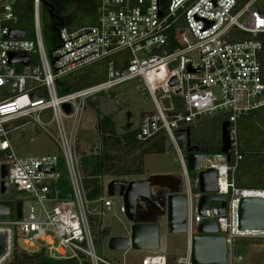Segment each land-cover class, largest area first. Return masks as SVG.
<instances>
[{
	"label": "built area",
	"instance_id": "obj_1",
	"mask_svg": "<svg viewBox=\"0 0 264 264\" xmlns=\"http://www.w3.org/2000/svg\"><path fill=\"white\" fill-rule=\"evenodd\" d=\"M27 1L0 0V90L7 88L0 93V152H7L8 160L3 163L9 165V190L12 185L34 204L26 214L22 206L19 219L15 204L7 215L0 216V264H13L16 252H30L26 247L38 242L42 245L36 250L42 249L54 259L112 264L95 252L88 219V215L109 210L111 201L103 196L87 199L73 148L86 101L131 79L139 81L154 106L141 112L137 125L131 128L136 139L147 141L163 135L175 148L184 172L187 250L175 263L198 264L191 262V237L205 220H214L216 234L226 236L228 264L234 260L236 238L261 239L264 243V228L239 226L241 199L264 200V188H239L235 181L242 159L238 151L239 119L264 107V0H244L243 4L240 0H96L95 23L58 28L57 42L49 51L40 0H31L29 6ZM26 7L31 18L29 29L22 15ZM16 30H23L24 36L11 35ZM243 34L250 38H243ZM15 53L26 54L27 64L11 63L10 56ZM100 61L105 62L102 81L57 93L56 82L62 76ZM214 112L230 122L231 156L206 154L199 171L216 170L214 194L225 195L227 204L226 211L219 213L220 202L212 210L206 202L202 216L198 213L200 193L192 190L185 152L178 147L175 134L186 133L199 116ZM43 114L50 119L43 121ZM64 118L72 119L69 132ZM18 119H27L45 131L60 153L16 155L8 124ZM52 124L55 135L47 129ZM42 166H52L53 171L46 172ZM197 184L196 178V188ZM89 204H99L101 211H91ZM20 239L23 248L18 245ZM146 252L141 264H169L164 253Z\"/></svg>",
	"mask_w": 264,
	"mask_h": 264
},
{
	"label": "rangeland",
	"instance_id": "obj_2",
	"mask_svg": "<svg viewBox=\"0 0 264 264\" xmlns=\"http://www.w3.org/2000/svg\"><path fill=\"white\" fill-rule=\"evenodd\" d=\"M42 22V13H41ZM51 46L46 45V50L49 51ZM88 68H97L100 65L93 63ZM100 72V70H98ZM141 84L137 79L127 80L114 88L97 93L90 97L85 103V109L81 111L79 121L76 127V139L73 148L74 164L78 167L80 174L85 177L84 170L80 167L82 156H95L100 153L101 143L96 123L101 115L109 116L115 123L117 134L124 132L127 128L128 121L131 122V128L135 127L139 120L141 112L152 110L154 108L152 100L147 96L146 92L140 89ZM7 88H2L0 93H5ZM162 104L166 102V98L161 100ZM178 107V102H174ZM131 112L130 119H127V113ZM222 115L217 112L204 114L199 116L192 124H190V142L192 145L198 144V139L205 138L206 146L216 145L215 141L210 138L212 130V122L220 121ZM49 116L44 115L43 121H48ZM65 129L70 131L72 119H63ZM11 133L9 137L10 144L16 155L23 156H38L46 153H57V148L54 140L42 129L32 122L27 123V119H18L9 122ZM47 129L52 134H56L54 125H48ZM220 131V129H219ZM220 136V133H219ZM146 144L152 142L143 141ZM113 152H121L116 149ZM137 152H140L137 151ZM133 153L127 156H121L120 160L116 161L115 167L107 174L101 177L102 184L108 183L112 179H135L134 175L117 176L115 170L133 169L130 164L138 153ZM7 152H0V164L7 161ZM143 175L149 177L152 175H176L181 179L183 188L185 187V177L183 168L177 160V152L166 140L163 153H147L143 156ZM187 176L192 186L193 192H198L195 187L197 172L187 170ZM140 176H138L139 178ZM236 181V176H235ZM237 185V183H236ZM107 198V194H103ZM17 199L22 200L23 213L28 212L29 206L33 203L24 193L17 192L12 185L7 194L0 193V204H6L10 207L14 206ZM108 199L111 201L109 210L104 209L103 214L88 215L91 235L95 252L105 258L112 264H141L142 257L147 254L144 250H135L128 248L127 250H111L108 248V240L112 236H128L130 222L126 219L123 211H121L122 200L115 192ZM34 204V203H33ZM219 206L217 201H207L209 210ZM13 208V207H12ZM11 208V209H12ZM96 208V211H101L99 204H89L88 209L91 211ZM160 246L158 251L164 253L168 257L169 264H176L175 259L178 256L184 255L186 252V234L185 233H170L167 230L165 218L161 219L160 228ZM18 245L23 248L25 245L21 239ZM42 243L38 242L34 247H26L28 251H35ZM232 255L234 257L232 264H264V243L261 239L236 238L232 247Z\"/></svg>",
	"mask_w": 264,
	"mask_h": 264
},
{
	"label": "water",
	"instance_id": "obj_3",
	"mask_svg": "<svg viewBox=\"0 0 264 264\" xmlns=\"http://www.w3.org/2000/svg\"><path fill=\"white\" fill-rule=\"evenodd\" d=\"M11 35L23 37V30H16ZM10 62L27 64L28 58L24 53L10 56ZM142 89V86L140 87ZM66 109V105L63 106ZM131 112L127 113L130 119ZM131 127V122L126 124ZM178 147L185 151L186 168L197 172V190L200 193L198 213L205 216L207 201L220 202L219 213L226 211L227 197L217 195L216 170L209 168L199 171L200 162L206 153L198 151L190 143V129L186 133H176ZM220 152L227 154L230 159L231 131L230 122L220 125ZM7 163L0 164V193L9 192ZM46 172H52V166H42ZM174 176L152 175L140 179H112L106 184L107 196L115 192L121 197L123 213L130 222L128 236H112L108 240L111 250L156 251L160 243V221L165 218L166 227L170 233H186V194L183 192L181 179L177 178L175 188L165 191L158 201L152 199V184L155 179H172ZM22 202L16 201V217L21 216ZM9 207L0 204V216L7 215ZM239 226L242 229L264 228V200L261 197L242 198L239 206ZM218 226L214 220H205L197 225V232L191 237L190 257L192 263L198 264H228V246L225 235L216 234ZM3 248V237L0 235V252ZM12 264V263H10Z\"/></svg>",
	"mask_w": 264,
	"mask_h": 264
},
{
	"label": "trees",
	"instance_id": "obj_4",
	"mask_svg": "<svg viewBox=\"0 0 264 264\" xmlns=\"http://www.w3.org/2000/svg\"><path fill=\"white\" fill-rule=\"evenodd\" d=\"M28 6L31 0H28ZM244 0H240L243 4ZM42 13V29L45 44L53 46L57 42V32L60 27L69 29L78 28L84 25H92L96 21L97 2L96 0H40ZM264 8V2L262 3ZM23 15L24 25L30 28L31 18L28 7ZM243 38H250L248 34H243ZM264 40V36H262ZM100 65L97 68L86 66L71 74L62 76L56 82L57 93L62 95L67 92L83 88L102 81L105 77V62L95 63ZM264 65V55H263ZM100 70V72H98ZM226 117L216 122H212L210 138L216 145L206 146L205 138L198 139V144L193 145L198 151L206 154L220 152L219 129ZM115 123L109 116L100 115L97 119L96 129L101 143L100 153L95 156H82L80 167L85 172L84 188L88 200L102 197L103 184L101 177L109 173L116 161L121 156L131 155L137 152L130 164L133 169L121 168L115 170L117 176L140 175L143 173V156L147 153H163L166 138L161 135L146 144L136 139L135 131L130 128L117 134ZM190 129V127H189ZM150 141V140H147ZM120 150L113 152L114 150ZM238 151L242 155L235 173L236 183L239 188H264V107L254 110L241 117L238 123ZM6 205V204H5ZM13 207V206H12ZM10 207V208H12ZM13 264H77L73 259H54L49 257L44 250L25 252L18 251L13 256ZM84 264L89 262L84 261Z\"/></svg>",
	"mask_w": 264,
	"mask_h": 264
},
{
	"label": "flooded vegetation",
	"instance_id": "obj_5",
	"mask_svg": "<svg viewBox=\"0 0 264 264\" xmlns=\"http://www.w3.org/2000/svg\"><path fill=\"white\" fill-rule=\"evenodd\" d=\"M191 146L193 145L191 144ZM177 178L179 179V177H174L172 179H155L151 187L152 188V199L158 201V198L162 196L165 191L175 188L177 184V181H176ZM8 207L10 208V206Z\"/></svg>",
	"mask_w": 264,
	"mask_h": 264
},
{
	"label": "crops",
	"instance_id": "obj_6",
	"mask_svg": "<svg viewBox=\"0 0 264 264\" xmlns=\"http://www.w3.org/2000/svg\"><path fill=\"white\" fill-rule=\"evenodd\" d=\"M143 170H144V168H143ZM144 173V172H143ZM143 173L142 174H140V175H134V176H132V178H134L135 177V179H140V178H145V177H142L141 175H143ZM138 176H140L139 178H138ZM172 176H174V177H178V176H176V175H172ZM130 180V179H129ZM103 194H104V192H103ZM102 194V196H104ZM108 197V196H107ZM107 199V198H106ZM160 228H161V221H160ZM159 242H160V238H159ZM186 248H187V235H186Z\"/></svg>",
	"mask_w": 264,
	"mask_h": 264
}]
</instances>
